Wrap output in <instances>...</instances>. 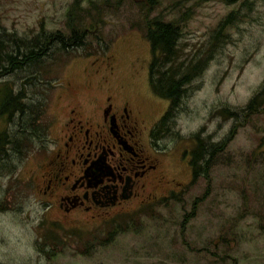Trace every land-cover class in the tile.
I'll list each match as a JSON object with an SVG mask.
<instances>
[{"label":"rangeland","instance_id":"1","mask_svg":"<svg viewBox=\"0 0 264 264\" xmlns=\"http://www.w3.org/2000/svg\"><path fill=\"white\" fill-rule=\"evenodd\" d=\"M73 1L0 0V27L19 38H32L41 29L69 36V26L77 24L68 23ZM76 10L88 31L81 47L55 51L33 73L18 71L2 80L17 93L26 79H37L27 88L25 102L33 100L37 103L32 111H43L33 122V134L28 117L23 121L0 117V135L14 149L11 160L0 158V169L8 162L17 163L20 178L22 174L27 178L20 167V162L27 161L24 156L29 170L43 160V145L56 135L58 121H54L62 120L67 105L87 104L123 87L120 91L136 97L155 119L164 111L167 102L150 93L151 53L146 34L152 19L180 21L182 59L202 56L211 49L217 27L230 20L214 40L216 46L188 86L181 106L161 123L166 127L160 142L166 151L163 174L166 180L173 178L183 185L182 189L120 220L66 223L47 215L43 225L47 238L54 243L53 236L57 244L62 239L66 246L43 258L33 249L41 210L33 197H27L31 190L20 191L17 197L15 190L7 192L8 176L4 174L0 180V203H5L0 213V261L264 264V105L259 114L242 112L264 82V0H157L154 6L148 0H85ZM68 84L80 89L67 96ZM66 97L69 100L61 108L58 103ZM224 110L236 111L238 120ZM198 140L222 143L224 148L215 154L206 175L192 180L188 160L201 143ZM10 198L25 206L29 199V216L12 214L15 207ZM52 229L72 234H57Z\"/></svg>","mask_w":264,"mask_h":264},{"label":"flooded vegetation","instance_id":"2","mask_svg":"<svg viewBox=\"0 0 264 264\" xmlns=\"http://www.w3.org/2000/svg\"><path fill=\"white\" fill-rule=\"evenodd\" d=\"M79 89L77 85L68 84L66 95L73 96ZM122 89L114 88L107 96L94 98L87 104L67 105L62 120L54 121V124L58 121L56 135L43 145V160L35 163L32 170L26 168L28 157L24 156L27 161L20 162L27 178L24 174L20 178L21 172H16L17 163L8 162L0 169L5 171L0 172V180L4 174L8 176L7 192L15 190L17 197L18 192L31 190L27 197H33L34 205L41 210L33 242L38 257L45 258L54 251L58 253L66 246L62 239V243L57 244L53 236L54 243L47 238V229L43 227L47 215L66 223H80L86 219L87 223L120 220L163 198L170 199L182 189L183 185L173 178L166 180L163 174L166 151L160 142L165 137L166 127L159 123L170 109V101L150 92L152 98L167 102L164 111L155 119L145 112L144 105L137 102L136 97L130 98L120 91ZM68 100L66 97L58 104L62 108ZM6 143L4 145V140L0 145V158L11 160L14 149L8 147L11 141L6 140ZM191 159L188 160L189 168ZM190 175L192 180L196 178L191 168ZM10 203L15 207L12 214H29V199L26 206L15 203L12 198ZM1 204L5 203H0V213H4ZM60 231L72 234L63 229L51 230L57 234ZM0 264L6 263L0 261Z\"/></svg>","mask_w":264,"mask_h":264},{"label":"trees","instance_id":"3","mask_svg":"<svg viewBox=\"0 0 264 264\" xmlns=\"http://www.w3.org/2000/svg\"><path fill=\"white\" fill-rule=\"evenodd\" d=\"M83 1L85 0H74L72 3V10L68 15V23L77 21V24L76 26H69V36H65L61 32L47 33L41 29L32 38H19L15 33H9L0 27V117L5 116L8 121H13L16 117L23 121L24 117H28L31 134L34 132L33 122L39 116V112L40 114L41 112L43 113V111L39 110L32 111V105L35 101L29 100V103L25 102L27 100V88L32 87L33 84L35 85L34 81L37 79L32 76L26 79L25 83L17 90V93H13L14 89L10 88L2 80L18 71L33 73L35 68L40 64H44L45 60L50 59L55 51L62 52L69 47H81L85 42L88 31L83 28L85 20L81 19L82 16H78L76 8L80 7ZM148 2L154 6L157 0H148ZM93 6L95 7V5ZM229 20L228 17L225 22L220 23L217 27L216 33L212 36L209 44L211 49H206L202 56H193L188 59L186 57L182 59L179 47L181 38L180 21L165 22L161 18L151 20V25L147 26L146 34L151 53L148 69L149 85L157 97L170 101V109L159 125L165 123L174 111L181 106L188 86L204 69L210 53L216 46L214 42L217 41L218 36L221 35V30H223ZM263 105L264 82L246 107L242 109V112L259 114ZM36 106L40 107L42 104H36ZM224 111L229 118L238 120L236 111ZM18 133L21 136L26 135L24 132ZM196 138L200 139L198 135ZM0 140L6 139H3V135H0ZM198 142L201 143L192 152V159L189 163L194 177L206 175L215 154L223 151L224 148L222 143H203L201 140H198ZM6 144L5 142L4 145ZM0 145H2V142H0Z\"/></svg>","mask_w":264,"mask_h":264}]
</instances>
